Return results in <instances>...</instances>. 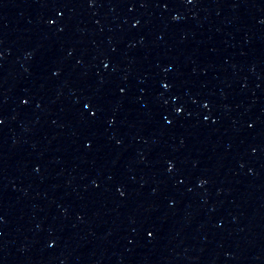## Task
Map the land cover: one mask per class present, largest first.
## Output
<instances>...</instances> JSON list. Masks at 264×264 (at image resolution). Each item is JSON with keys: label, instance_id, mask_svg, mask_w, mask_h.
<instances>
[{"label": "water", "instance_id": "water-1", "mask_svg": "<svg viewBox=\"0 0 264 264\" xmlns=\"http://www.w3.org/2000/svg\"><path fill=\"white\" fill-rule=\"evenodd\" d=\"M0 121V264H264V0H0Z\"/></svg>", "mask_w": 264, "mask_h": 264}, {"label": "snow or ice", "instance_id": "snow-or-ice-1", "mask_svg": "<svg viewBox=\"0 0 264 264\" xmlns=\"http://www.w3.org/2000/svg\"><path fill=\"white\" fill-rule=\"evenodd\" d=\"M165 87H167V85H165ZM121 91H123V89ZM25 103H27V101H25ZM84 107L89 108L90 106H89V104H85ZM176 110H177V112L182 111V109H179V108H177ZM92 115L95 116V112H92ZM2 122L3 121H0V123H2ZM121 195H123V193H121ZM149 235H151V233H149Z\"/></svg>", "mask_w": 264, "mask_h": 264}]
</instances>
